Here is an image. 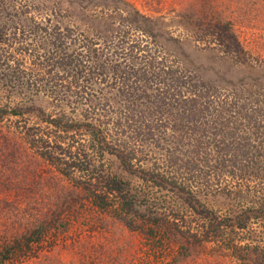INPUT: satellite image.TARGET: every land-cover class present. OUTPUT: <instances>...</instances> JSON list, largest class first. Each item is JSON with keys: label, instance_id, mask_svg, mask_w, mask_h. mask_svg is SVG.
<instances>
[{"label": "rangeland", "instance_id": "rangeland-1", "mask_svg": "<svg viewBox=\"0 0 264 264\" xmlns=\"http://www.w3.org/2000/svg\"><path fill=\"white\" fill-rule=\"evenodd\" d=\"M138 36L166 55L147 74L151 96H130L144 78H129L127 62L111 68L122 40ZM84 63L100 64L95 96L85 74L72 76ZM210 100L262 115L234 127L239 114ZM103 138L126 144L125 166ZM45 140L86 151L97 171L104 163L159 221L120 218L117 193L105 209L83 193L60 207L71 182L41 155ZM194 204L227 222L206 227ZM0 264H264V0H0Z\"/></svg>", "mask_w": 264, "mask_h": 264}, {"label": "trees", "instance_id": "trees-1", "mask_svg": "<svg viewBox=\"0 0 264 264\" xmlns=\"http://www.w3.org/2000/svg\"><path fill=\"white\" fill-rule=\"evenodd\" d=\"M141 14L139 12L135 13V16L139 18ZM144 17V16H143ZM54 28L56 30L60 29L58 25H55ZM226 31L224 35L228 36L230 39H233L234 45L237 49L240 48V45L234 36V34L230 31H227L228 26L224 27ZM71 29V28H68ZM59 34H64L62 33V30L59 31ZM122 46H124L120 51L117 58H115L114 62L116 64H113L111 68L114 70V72H118L120 70V66L122 65L123 61L126 63H130L126 65L129 67V72L131 76L134 77V79H138L140 77L144 78L142 81L143 84L139 85H130L131 91H130V96H151L150 92L147 91V81H151V78L147 76V74L150 73L151 68L156 69V64H159L161 61L166 60V55L161 54V50L158 46L155 45V43L151 44V41L145 40L144 37H135L131 39L130 42L125 43L122 40V43H120ZM124 44V45H123ZM118 47V46H117ZM90 54L88 56V62H91V59H93L94 56H96L97 53H92L91 54V49L89 50ZM115 51V50H114ZM59 56V60L61 63L64 65L63 71L59 72L57 71L56 73H59L55 77V82L51 86L52 89L56 88H65V84L63 83L64 76L66 73V63L68 62V59L70 56ZM95 59V58H94ZM82 61H84L82 59ZM87 63V62H85ZM83 64L81 65L80 73L77 76H72L76 78L77 80H82L83 77L81 75L85 74V84L82 86L83 88L87 89V96H95V94H98L97 88H95L96 85L94 83L96 82L94 78L98 79V75L100 73L99 67L100 64L96 63V66L91 65V64ZM134 63H142V68H136L134 66ZM73 71V70H72ZM68 72V71H67ZM155 72V70H154ZM162 73V72H161ZM111 76V75H110ZM103 79V77H102ZM101 79V80H102ZM109 80V79H108ZM161 80V79H160ZM124 81L123 83H125ZM97 84V83H96ZM67 87V86H66ZM166 91L160 90L159 95L162 94V96L165 94ZM211 101V100H210ZM155 104V109L158 108V106L161 105V102L159 99H157ZM196 99L192 100V105L193 107L195 106ZM212 104L214 105L215 108L221 107L220 104L222 105L223 111L227 110H233L234 114H239L238 115V124L237 126L235 123L232 121V125L234 127H240V126H250L252 128L255 127L256 124H251L250 118L251 115L256 114V112L253 109H258L261 110L260 108H257L256 106L248 107L247 105L240 104L238 101L232 102L226 101L222 103V100H212ZM251 111H250V110ZM225 113V112H224ZM64 114V113H63ZM226 114V113H225ZM259 115H262L261 113H258ZM145 113H140L141 118H143ZM243 116V119L240 117ZM65 115H59L58 117L54 118L52 121L54 122L55 125H58L60 130L63 128V130L68 133V126L70 125L67 121L63 122V118ZM248 118L244 120L245 118ZM256 117V116H255ZM243 120V123L240 122ZM145 126L146 124L142 122ZM151 125L154 124V121L148 122ZM230 122H228L229 124ZM228 124L224 125L223 127H226ZM238 127V128H239ZM141 129L135 130V133L138 134V132ZM60 137V135L58 136ZM97 137V136H95ZM243 141L250 142L252 139V136H242ZM65 137L62 136L61 139H64ZM96 139V138H94ZM104 141V143L101 145L100 140L98 139V146L103 149H107L109 153L111 154H116L120 158L121 164L124 166L127 164V158H129L128 152L126 151V144L123 145V143H120V147L117 148L115 146L114 142L110 143L108 142L107 138L101 139ZM59 140H56L55 142H51L50 140L47 142L45 140V151L41 150V155L46 156L48 160H51L52 162H57L58 164H63L64 167L61 168V171L69 177V181L71 182V186L68 188L64 189V195L60 198V201L58 202V205L60 207H71L73 204L72 202H75L76 200H80L81 198L78 197L80 194L83 193L84 198L91 200V202L98 208L105 209L110 206L111 204V194L117 193L119 197L121 198L120 207L117 208V211H119V217L124 219L126 217L134 216L136 219H142L144 221H159V219L156 216L155 212L148 211L149 214H147V208H145V204H142L143 202L139 200L138 195L133 194L127 186L126 183H124L121 178L117 175L112 174V172L108 171L107 168L105 167V164L103 163V169H98L96 166H94L93 160H91L90 155L84 151V150H79L77 152H73L69 147L66 149V147L62 146L61 144H57ZM96 141V140H94ZM60 150V152H57ZM105 153V150H104ZM77 171H82V172H87L88 174L84 177H77L74 175V173ZM194 206L197 208L198 213L201 214L203 217H207L208 219V224H205L206 227H210L212 230H218L220 227L224 226L225 223L227 222L226 218L218 219L215 215H211L210 210L206 209H198L196 204ZM56 216V212L54 211L52 214V217ZM246 219V218H245ZM225 222V223H224ZM237 226L243 227L245 225V222L241 221L240 219L236 223ZM42 227L41 225L35 227L34 229L27 230L24 235L27 237V242L39 238V236L42 233ZM152 229V228H151ZM205 233V232H204ZM199 236L201 238H204L206 234H195L194 237L198 238ZM241 257V256H240Z\"/></svg>", "mask_w": 264, "mask_h": 264}]
</instances>
